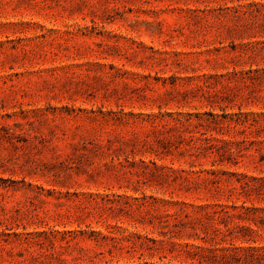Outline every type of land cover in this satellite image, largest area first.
<instances>
[{"label":"rangeland","instance_id":"obj_1","mask_svg":"<svg viewBox=\"0 0 264 264\" xmlns=\"http://www.w3.org/2000/svg\"><path fill=\"white\" fill-rule=\"evenodd\" d=\"M0 264H264V0H0Z\"/></svg>","mask_w":264,"mask_h":264}]
</instances>
